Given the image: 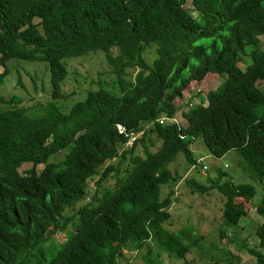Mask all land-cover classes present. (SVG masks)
Masks as SVG:
<instances>
[{
    "label": "trees",
    "instance_id": "obj_1",
    "mask_svg": "<svg viewBox=\"0 0 264 264\" xmlns=\"http://www.w3.org/2000/svg\"><path fill=\"white\" fill-rule=\"evenodd\" d=\"M185 1L0 0V85L10 61L40 60L49 66L52 95L38 110L0 98L12 105L0 111V264H121L125 253L152 241L162 254L184 259L191 249L164 228L172 200L160 195L175 180L167 166L180 154L197 166L191 150L197 140L217 159L236 152L245 172L263 184L264 0H194L201 6L200 21ZM13 34L17 38L10 42L6 35ZM112 49L119 51L117 57L107 55L115 87L101 84L65 110L66 60ZM247 50L251 64L243 71ZM148 51L154 52L152 61L145 58ZM130 70H138L134 81L128 80ZM211 78L222 83L208 90L207 104L185 114L187 127L160 123L179 112L176 101L192 93L191 86L211 84ZM150 135L161 146L135 157ZM64 152L62 162L51 161ZM24 164L32 166L21 172ZM103 167L83 202L88 181ZM114 172L117 179L108 190L104 183ZM223 176L214 188L227 197L224 222L238 226L256 190L251 184H221ZM80 202L71 216L64 214ZM257 211L264 220V188ZM76 219L69 239L44 263L42 247ZM255 235L259 248L248 252L264 264V222ZM220 238L228 240L225 233Z\"/></svg>",
    "mask_w": 264,
    "mask_h": 264
},
{
    "label": "rangeland",
    "instance_id": "obj_2",
    "mask_svg": "<svg viewBox=\"0 0 264 264\" xmlns=\"http://www.w3.org/2000/svg\"><path fill=\"white\" fill-rule=\"evenodd\" d=\"M200 5L194 3V0H186L185 8L198 18ZM200 21V18L197 19ZM40 29V28H39ZM41 31V30H40ZM10 42L15 41L16 34L6 35ZM260 49H264V38L260 39ZM118 49H112L110 52H94L86 57L66 60L68 71L67 80L63 86V94L66 99L62 100L65 110L83 100L89 91H94L105 84L106 87L114 88L117 82L114 74V68L107 62V55L118 56ZM247 57L244 58L240 68L245 71L251 64L249 57L250 50H247ZM154 52L148 51L145 58L152 61ZM1 59V55H0ZM8 76L0 85V98L4 101H16L20 107L35 106V110L45 107L51 101L50 72L47 63L40 60L28 62L23 60H12L7 64ZM5 71L0 68V78ZM138 70H130L128 80L134 81ZM211 84H199L191 86L192 93L187 94L184 99L176 101L180 107L176 117L183 126L189 123L184 115L190 110L201 104H207L208 90H215L222 83L217 80ZM211 81V80H209ZM207 81L206 83H208ZM207 88V89H205ZM260 90L264 94V81L260 85ZM192 95V97H190ZM10 103H0V111L10 109ZM258 117L263 115L261 108L257 109ZM181 120V121H180ZM134 141L126 147H121L122 153L133 146ZM143 144L139 145L135 157L145 158L148 153L155 152L161 146V140L155 135H150ZM146 150V151H145ZM191 150L194 153L198 168L194 169L187 161L184 154H180L176 160L167 166L175 178L168 184L161 187V200L168 197L172 203L169 208L170 219L165 223L164 228L178 236L191 251L184 259L179 258L178 254H162L154 241L147 243L146 247L139 252L125 253V258L121 264L128 261L133 264H149L150 260H155L159 255L157 264H256V258L248 252V249L259 248V239L255 233L259 226L263 225V217L257 211L262 204L263 184L255 181L243 168V162L236 152H231L222 159H217L210 154L202 140L195 141ZM67 156V152L51 158L52 162L60 163ZM204 161V163H201ZM119 160L112 161L111 165H116ZM31 164H24L20 171L24 172L31 168ZM206 166L208 170L201 172V168ZM105 167L101 168L98 175L88 181L89 195L83 202H88L90 194L96 188V183ZM43 166H39L42 170ZM224 173L221 178V184L233 182L235 185L251 184L255 187L256 195L252 201V207L249 209L247 217H243L238 226H228L224 222V206L227 197L222 194L214 184L220 173ZM125 174V173H124ZM124 174L120 175L121 177ZM117 179V172L104 183V188L111 190L114 188V182ZM196 184L206 186L208 189L202 191ZM66 209L65 215L71 216L77 207ZM240 201H237L239 203ZM241 215V214H240ZM76 221H71L67 231L50 240L45 247H42L45 259L48 263L58 253L62 245L66 243L73 233ZM221 233L227 235L228 240L223 241L220 238ZM264 253V248H262ZM33 264H36L34 261Z\"/></svg>",
    "mask_w": 264,
    "mask_h": 264
},
{
    "label": "built area",
    "instance_id": "obj_3",
    "mask_svg": "<svg viewBox=\"0 0 264 264\" xmlns=\"http://www.w3.org/2000/svg\"><path fill=\"white\" fill-rule=\"evenodd\" d=\"M175 115H176V114H175ZM175 115H174L172 118H161V119H160V123H161V124H164V123H166V122H170V123H175V124L183 125V124H181V123L179 122L178 117H176ZM180 121H181V120H180ZM120 131H121L122 134L124 133V129H123L122 127H120ZM142 135H143V134H141L140 136H142ZM133 141H135V139H134ZM201 163H204V161H202ZM196 168H198V166H194V169H196ZM206 170H208V168H207L206 166H203V167L201 168V172H202V173H205Z\"/></svg>",
    "mask_w": 264,
    "mask_h": 264
},
{
    "label": "crops",
    "instance_id": "obj_4",
    "mask_svg": "<svg viewBox=\"0 0 264 264\" xmlns=\"http://www.w3.org/2000/svg\"><path fill=\"white\" fill-rule=\"evenodd\" d=\"M190 97H192V95L190 96ZM184 117H185V115H184ZM185 119L187 120V118L185 117ZM188 121V120H187ZM148 126V125H147Z\"/></svg>",
    "mask_w": 264,
    "mask_h": 264
}]
</instances>
